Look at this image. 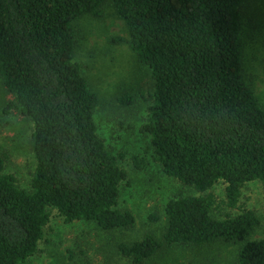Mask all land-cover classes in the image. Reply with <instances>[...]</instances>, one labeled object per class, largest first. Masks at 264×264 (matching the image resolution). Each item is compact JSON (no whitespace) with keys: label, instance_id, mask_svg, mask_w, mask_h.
Listing matches in <instances>:
<instances>
[{"label":"trees","instance_id":"16d2710c","mask_svg":"<svg viewBox=\"0 0 264 264\" xmlns=\"http://www.w3.org/2000/svg\"><path fill=\"white\" fill-rule=\"evenodd\" d=\"M106 3L152 72L142 131L154 160L200 192L224 183V203L239 208L219 218L213 193L174 197L162 237L121 242L118 253L144 264L173 245L240 243L235 264H264V238L252 237L261 219L240 207L245 184L259 181L264 191V106L244 74V24L258 19V0H0V76L13 96L5 111L32 122L35 161L29 188L21 187L0 152V264H30L52 215L105 231L136 224L120 207L125 155L99 133L100 95L76 58L75 22L103 17ZM119 101L129 106L135 97L126 92ZM145 160L133 157L139 169ZM161 217L150 214L152 222Z\"/></svg>","mask_w":264,"mask_h":264},{"label":"rangeland","instance_id":"374dc122","mask_svg":"<svg viewBox=\"0 0 264 264\" xmlns=\"http://www.w3.org/2000/svg\"><path fill=\"white\" fill-rule=\"evenodd\" d=\"M258 3V19L253 25L249 21L244 24V74L264 106V0ZM75 24L76 58L83 65L91 89L100 95L95 114L99 133L115 154L125 155L121 164L129 176L121 186L120 207L136 215V224L131 229L105 231L93 222L67 223L52 215L41 250L30 264H133L118 253V244L142 239L146 234L161 238L166 227L165 205L178 196L213 193L217 200L214 216L222 218L226 214L239 213V208L232 209L224 203V183L200 192L165 174L154 160L150 136L142 131L154 79L150 68L142 64L132 50L126 24L111 4L106 3L103 17L85 14ZM120 37L124 40L114 41ZM126 92L134 95L133 105L120 103L119 97ZM12 98L0 76V152L6 156V171L16 176L21 187L29 188L35 168L31 149L32 122L17 110L5 111ZM134 156L146 158V166L137 168ZM240 207L256 211L261 225L252 237L264 238L261 182H249L242 187ZM154 212L162 216L159 221L150 220ZM240 246V243H215L201 248L173 245L144 264H235Z\"/></svg>","mask_w":264,"mask_h":264}]
</instances>
